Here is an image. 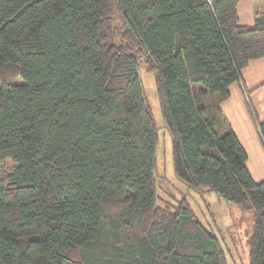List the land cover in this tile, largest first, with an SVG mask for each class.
Segmentation results:
<instances>
[{"label":"trees","instance_id":"1","mask_svg":"<svg viewBox=\"0 0 264 264\" xmlns=\"http://www.w3.org/2000/svg\"><path fill=\"white\" fill-rule=\"evenodd\" d=\"M238 4L0 0V264L226 263L186 199L157 205L143 60L176 179L251 214L264 264V182L221 109L264 59V8L243 26Z\"/></svg>","mask_w":264,"mask_h":264},{"label":"rangeland","instance_id":"2","mask_svg":"<svg viewBox=\"0 0 264 264\" xmlns=\"http://www.w3.org/2000/svg\"><path fill=\"white\" fill-rule=\"evenodd\" d=\"M139 75L158 134L155 171L157 205H164L168 202L177 203L186 199L197 220L220 240L225 252V264H249L248 239L253 232L251 214L248 215L238 206L226 204L214 193L195 192L176 179L172 157V138L164 124L155 76L147 70L144 60ZM17 82H21V78Z\"/></svg>","mask_w":264,"mask_h":264},{"label":"crops","instance_id":"3","mask_svg":"<svg viewBox=\"0 0 264 264\" xmlns=\"http://www.w3.org/2000/svg\"><path fill=\"white\" fill-rule=\"evenodd\" d=\"M264 0H239L237 12L240 24L251 26ZM264 121V59L254 60L242 72V80L230 87L229 98L221 109L247 154V169L256 183L264 182V145L249 113Z\"/></svg>","mask_w":264,"mask_h":264}]
</instances>
